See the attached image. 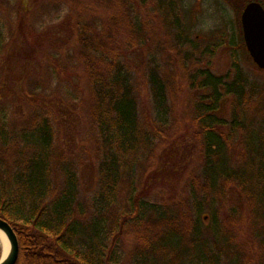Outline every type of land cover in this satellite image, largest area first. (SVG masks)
<instances>
[{
    "label": "trees",
    "instance_id": "1",
    "mask_svg": "<svg viewBox=\"0 0 264 264\" xmlns=\"http://www.w3.org/2000/svg\"><path fill=\"white\" fill-rule=\"evenodd\" d=\"M101 1L110 16L100 24L85 19L93 14L92 9L73 3L78 14L72 26L78 44L76 60L89 89L101 157L99 190L86 224L81 208H74L75 166L54 150L55 115L51 111L50 116V110L27 89L18 94L28 109L20 124L12 121L8 111L4 121L6 110L0 108V219L16 235L15 264H120L117 244L127 234L141 249L140 256L164 251L174 264L178 253L167 246L166 239L187 235L197 243L196 233L205 228V218L210 220L207 230L215 234L214 245L220 252L250 264L240 239L248 230L251 239L245 241L254 250L252 261L264 264V89L247 86L240 71L238 53L245 48L242 36L237 40L216 32L207 39L217 40L219 35L221 41L201 46L180 27L177 0ZM251 1L264 7V0H242V4ZM149 7L158 22L150 19ZM224 45L231 51L232 78L231 74L214 75L209 68V60ZM166 48L177 55V67L162 78L156 58ZM139 51L152 56L143 78L154 110L155 121L150 124L139 119L142 85H135L128 60L129 54ZM51 64L57 74H65L64 63L51 58ZM175 82L176 87L190 91V104L186 102L189 106L180 113L189 119L182 121L189 128L184 133H180L179 121L167 122L171 113L167 91L172 95ZM255 127L260 136L253 141ZM168 132L194 141L200 150L199 175L191 174L182 190L189 192L186 200L152 193L164 182L156 178L163 165L157 150L169 148L178 139L173 140ZM54 165L65 178L58 193L51 181Z\"/></svg>",
    "mask_w": 264,
    "mask_h": 264
},
{
    "label": "rangeland",
    "instance_id": "2",
    "mask_svg": "<svg viewBox=\"0 0 264 264\" xmlns=\"http://www.w3.org/2000/svg\"><path fill=\"white\" fill-rule=\"evenodd\" d=\"M75 1L80 2L82 8L85 4L84 7L88 11L92 9L93 14L85 19L94 20L100 24L110 16L109 12L103 8L101 0H0V51H2L0 53V108L6 110L4 121L8 119L9 112L13 114L12 121L20 124L28 116V109L25 110L20 103L18 94L21 90L27 89L38 96L39 103L45 110H50V116L51 111L55 115L52 117L55 133L54 150L57 155H62L66 162L75 166L74 208L76 206L81 208L82 218L86 224L92 212L94 197L99 190L98 169L101 157L99 158L97 153L89 89L76 60L78 44L72 29L78 17L73 4ZM175 5V15L180 27H183L190 38L199 45L204 46L209 41L215 45L221 41L219 35L217 40L207 39V36L211 35L214 38L216 32H224L226 37L234 36L240 40L242 36L240 14L244 8L242 0H177ZM149 12H152L151 7L149 11L147 10V13ZM150 13V19L157 18ZM158 34H163L160 26ZM186 48L187 46H184L183 50ZM51 58L54 63L59 61L67 66L65 74L55 72ZM150 58H152L151 53L140 51L133 52L128 57L131 61L132 79L135 85H142L138 94V114L140 121L144 124L155 121L151 94L143 87V78L147 74L146 67L151 66L148 63ZM238 59L240 71L247 81V86H253L257 91H262L264 71L257 69L245 48L239 51ZM156 62L160 67V76L165 78L171 72L175 73L177 55L166 48L158 55ZM231 64V51L227 45L219 47L209 60L210 71L217 76L230 75ZM230 76L232 78L233 74ZM176 83L173 84L172 95H170V89L167 91L171 109L167 122L169 125L179 121L180 133H184L182 131H189V128L181 125L185 118L180 113L183 110L186 111L188 102L190 104L187 98L189 90L177 85L179 93L176 95ZM192 96L195 97V93ZM227 105L228 101L224 106L227 107ZM185 120L188 123L189 119ZM253 129L255 132L252 137L255 141L260 133L256 132V127ZM170 133L168 132L167 135H171ZM171 137L173 140L178 138L174 145H170L169 148L159 147L157 150L158 156L162 154L161 164L163 165L160 169L162 174L156 178H162L164 182H160L157 185L158 189L153 190L152 193H166L167 197L173 196V199L183 197L181 199L186 200L189 198V192L187 189L186 192L182 190L186 183L189 184L191 174L199 175L200 150L197 143L185 139L184 136L172 133ZM51 169L52 186L58 193L65 186V178L55 165ZM147 185L150 188L151 182ZM174 190L175 192H172ZM230 197L236 201L233 194ZM154 199L156 197L152 198ZM202 225L205 228H200L196 233V236L200 237L197 243L191 242L190 236L187 235L177 239H166L167 246L178 253L176 254L179 257L178 262L174 264H243L239 256L220 252L216 248L213 241L215 234L207 230L210 225L208 218L202 221ZM240 239L248 261L251 260L250 264H255L252 261L254 250L250 245L247 247L245 241V239H251L249 231L247 230L245 235L242 234ZM117 245L120 264H173L171 261L173 257L164 251L152 252L148 255L143 253L140 256L141 249L137 247L132 235H123ZM255 255L259 259V254Z\"/></svg>",
    "mask_w": 264,
    "mask_h": 264
},
{
    "label": "water",
    "instance_id": "3",
    "mask_svg": "<svg viewBox=\"0 0 264 264\" xmlns=\"http://www.w3.org/2000/svg\"><path fill=\"white\" fill-rule=\"evenodd\" d=\"M240 25L245 50L254 65L264 70V8L257 2L248 3L240 14ZM0 233L7 245L0 241V264H15L18 258V242L11 226L0 219ZM5 245V243H4ZM4 254V255H3Z\"/></svg>",
    "mask_w": 264,
    "mask_h": 264
},
{
    "label": "bare ground",
    "instance_id": "4",
    "mask_svg": "<svg viewBox=\"0 0 264 264\" xmlns=\"http://www.w3.org/2000/svg\"><path fill=\"white\" fill-rule=\"evenodd\" d=\"M0 241L2 242L3 246H5L4 247V254H5L6 249H7V245H6V242H5V238L3 237V235L1 233H0ZM4 243H5V245H4Z\"/></svg>",
    "mask_w": 264,
    "mask_h": 264
},
{
    "label": "flooded vegetation",
    "instance_id": "5",
    "mask_svg": "<svg viewBox=\"0 0 264 264\" xmlns=\"http://www.w3.org/2000/svg\"><path fill=\"white\" fill-rule=\"evenodd\" d=\"M253 2V1H252Z\"/></svg>",
    "mask_w": 264,
    "mask_h": 264
}]
</instances>
